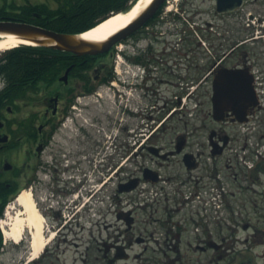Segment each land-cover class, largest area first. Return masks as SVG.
<instances>
[{
    "label": "flooded vegetation",
    "instance_id": "obj_1",
    "mask_svg": "<svg viewBox=\"0 0 264 264\" xmlns=\"http://www.w3.org/2000/svg\"><path fill=\"white\" fill-rule=\"evenodd\" d=\"M237 5L231 20L213 25L222 32L218 42L212 23L194 22V31L208 37L206 46L197 39L188 44L186 36L176 46L145 25L140 102L126 98L114 112L86 110L92 96L101 104L98 87L115 79L111 62L98 61L36 93L45 95L27 107L42 113L31 112L22 130L13 116L21 102L5 105L0 133L9 139L0 136V184L11 190L28 172L22 184L32 188L44 215L47 241L32 255L27 232L14 243L2 237L0 264H264V0ZM213 11L225 15L214 5ZM218 69L229 94L217 118L212 89ZM185 94L195 103L188 118L178 111ZM79 105L85 113L74 118ZM133 109L147 137L135 146L128 131ZM149 146L158 149L155 155ZM134 150L142 159L135 174ZM182 150L197 157L193 172ZM145 157L184 181L202 173L217 181L225 190L220 211L201 216L187 203H132V193L118 188L138 176ZM109 177L111 202L101 203V181Z\"/></svg>",
    "mask_w": 264,
    "mask_h": 264
},
{
    "label": "trees",
    "instance_id": "obj_2",
    "mask_svg": "<svg viewBox=\"0 0 264 264\" xmlns=\"http://www.w3.org/2000/svg\"><path fill=\"white\" fill-rule=\"evenodd\" d=\"M135 0H48L31 2L1 0L0 19L30 22L59 32L80 33L92 27L110 12L128 9ZM140 57L135 58L139 61ZM90 56H78L45 46L19 45L5 51L0 57V78L6 87L0 91V111L14 99H30L28 91L55 81L66 67L73 64L70 74L91 65ZM17 188L6 190L0 184V216ZM0 232V240H1Z\"/></svg>",
    "mask_w": 264,
    "mask_h": 264
},
{
    "label": "water",
    "instance_id": "obj_3",
    "mask_svg": "<svg viewBox=\"0 0 264 264\" xmlns=\"http://www.w3.org/2000/svg\"><path fill=\"white\" fill-rule=\"evenodd\" d=\"M163 1L164 0H150L146 7L142 9V11L125 27L119 29L106 39L100 41L83 37L84 32L78 34L61 33L29 22L2 19L0 20V36L5 34H13L20 39L31 41L35 45L47 46L76 55H95L108 51L113 44L126 38L142 27L144 23L155 14ZM215 1L216 8L219 11L232 10L235 8L237 2V0ZM69 69L70 67L66 69L64 75L61 76L60 79L65 80L67 78ZM222 72L223 71H220L213 81V110L217 114L221 113L224 106V100L228 98L229 94V90L223 85L221 80ZM151 173L152 172L150 170L146 169L144 171V177L154 180L155 176L152 177ZM132 181L133 182L131 184L129 183L130 185H124L122 188H120V190L133 188L137 182V178H134Z\"/></svg>",
    "mask_w": 264,
    "mask_h": 264
},
{
    "label": "bare ground",
    "instance_id": "obj_4",
    "mask_svg": "<svg viewBox=\"0 0 264 264\" xmlns=\"http://www.w3.org/2000/svg\"><path fill=\"white\" fill-rule=\"evenodd\" d=\"M149 1L137 0L129 10L110 14L104 21L85 31L83 37L98 41L106 39L131 22ZM22 43L32 44L31 41L20 39L13 34L2 35L0 36V53ZM8 208L12 210V215L8 216L10 221L7 227H5L6 222H3L4 234L13 242H17L26 231L30 235L32 255L38 254L47 240L43 236L44 217L38 210L31 190L21 189Z\"/></svg>",
    "mask_w": 264,
    "mask_h": 264
},
{
    "label": "rangeland",
    "instance_id": "obj_5",
    "mask_svg": "<svg viewBox=\"0 0 264 264\" xmlns=\"http://www.w3.org/2000/svg\"><path fill=\"white\" fill-rule=\"evenodd\" d=\"M16 1L18 3L21 2V0H16ZM30 1L36 2V1H46V0H30ZM178 1L179 0H170L168 2V5H170L171 8H174L176 6V3H178ZM0 2H1V0H0ZM182 2H183L184 6L182 8L183 11H181V16L179 17V27L184 30V34L187 35V37H189V39H191V40L194 39V37L197 35L196 34L197 31H194V28L192 27V25L194 23L193 21H196L197 23H202V21H204V19L205 20L207 19V20H210V21H212L214 23H220V24L224 25L225 22H223V21L224 20L228 21V19L231 20V17L233 16V15L232 16H227L226 14L223 15V17L221 16V14L220 15H215L214 11H213V0H183ZM166 5H167V3H166ZM198 10H200L201 13H198L194 17L193 16V12L194 11H198ZM166 16L167 17H170V16L173 17V14H171V15L169 14V15H166ZM177 21H178V19H177ZM156 25H159V24H156ZM214 29L219 30L218 28H215V27H214ZM198 32L200 33V31H198ZM211 36L213 37V34ZM197 38H199V37H197ZM200 38L202 40H204L205 42L208 40V37H204L201 34H200ZM213 38L215 39V42H218L220 40L218 35H215V34H214ZM143 50H144V30L139 35H137L136 39L130 38L128 40L122 41L121 44H118L113 49V57L112 56L111 57L102 56V57H99L97 61L112 62L113 63V59L115 58V56L118 53L122 54L124 56L123 53H130V52L131 53H136V52L139 53L140 51H143ZM174 55H176V54H174ZM97 61H96V63H97ZM121 75H124V71H121ZM118 86H120L122 88V85L119 84ZM104 87L107 88L106 86H104ZM44 91H46V89H42L41 93L44 92ZM131 91L133 93V96L135 97L136 94L140 92V89H139V87L138 88L137 87H133L131 89ZM43 95H45V93H43L42 95L39 94L37 96V98H39V97H41ZM113 103L114 102H111V101L110 102H107V101L105 102V104H108V105H110V104L114 105ZM96 106L97 105L90 103V104L86 105L85 108H86V110L92 111V109H95ZM29 111H30V108L29 109L28 108L23 109V110H21V112L15 114V116L23 115V113L24 114H26V113L29 114ZM42 111H43V109H42ZM31 112H34L37 115H39V113L40 114L42 113L41 110L39 111V110H36V109H34ZM141 118H142V116H141ZM132 121H133L132 125L135 126V125H138L143 120L140 119L139 116H133L132 117ZM135 162L137 163V161H135ZM135 162H134V165H136ZM24 175H23V178H25ZM104 196L106 198L108 197L106 195V193H104ZM106 198H104V200H106ZM11 203L12 202H9L8 205H10ZM103 203H108V202L106 200ZM5 210H6V212H5L6 215L5 216L3 215L2 223L5 221L6 222V224H5L6 226L5 227H7L8 226V222L10 221L8 219V216L12 215V210L10 208L7 209V207H6ZM263 261H264L263 259L260 260V262H263Z\"/></svg>",
    "mask_w": 264,
    "mask_h": 264
}]
</instances>
